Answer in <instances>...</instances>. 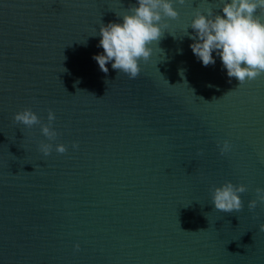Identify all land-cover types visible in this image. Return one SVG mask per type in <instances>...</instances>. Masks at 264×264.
<instances>
[{
	"label": "water",
	"instance_id": "obj_1",
	"mask_svg": "<svg viewBox=\"0 0 264 264\" xmlns=\"http://www.w3.org/2000/svg\"><path fill=\"white\" fill-rule=\"evenodd\" d=\"M136 4L0 0V264H264V74L239 85L193 54L185 29L221 0L174 4L137 78L102 72L99 25ZM24 108L51 109L57 137L15 123ZM226 181L240 212L211 203Z\"/></svg>",
	"mask_w": 264,
	"mask_h": 264
},
{
	"label": "clouds",
	"instance_id": "obj_2",
	"mask_svg": "<svg viewBox=\"0 0 264 264\" xmlns=\"http://www.w3.org/2000/svg\"><path fill=\"white\" fill-rule=\"evenodd\" d=\"M184 3L185 0H137L136 5L124 12L120 22H101L98 47H101L103 52L93 57L100 70L107 73V65L111 62L112 68L118 73L126 74L129 79L137 78L141 72L140 60L147 61L150 58L153 51L151 45L153 42L158 44L163 36L162 22L166 27L165 18L177 19L179 12L174 4ZM258 9L264 13V0H221V12H216L211 7L203 12L200 7L196 8L190 24L185 29V35L193 40L191 50L203 66L215 64V52L227 70L228 77L236 78L239 85L251 82L264 74V17L256 15ZM189 27L194 30L193 33H188ZM63 71H66L64 67ZM181 75L183 76V70ZM55 119V113L51 109L48 110V123H42L31 108L17 111L13 116L15 123L28 128L40 125L42 134L49 141L58 135L52 127ZM72 146L79 147L76 142H73ZM52 147L51 143L42 141L39 150L48 156ZM55 150L62 154L67 148L60 143L56 145ZM219 150L221 155L230 152L231 142L225 139ZM245 191L247 187L243 183L235 185L226 181L222 185L213 186L211 203L218 211L240 212L244 207L240 193ZM258 201L264 203V188H257L256 198L248 202L250 211L256 208ZM205 216L207 217L206 214ZM259 230L264 231V222L259 224ZM75 248L79 250L80 245L77 243Z\"/></svg>",
	"mask_w": 264,
	"mask_h": 264
}]
</instances>
